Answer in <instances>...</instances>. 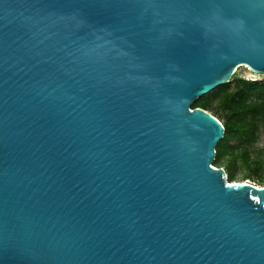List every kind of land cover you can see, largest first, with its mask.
<instances>
[{"label":"water","instance_id":"95a60500","mask_svg":"<svg viewBox=\"0 0 264 264\" xmlns=\"http://www.w3.org/2000/svg\"><path fill=\"white\" fill-rule=\"evenodd\" d=\"M244 63L264 0H0V264H264L193 106Z\"/></svg>","mask_w":264,"mask_h":264},{"label":"trees","instance_id":"16d2710c","mask_svg":"<svg viewBox=\"0 0 264 264\" xmlns=\"http://www.w3.org/2000/svg\"><path fill=\"white\" fill-rule=\"evenodd\" d=\"M231 80L210 91L207 95L210 101H205L204 96L193 104L213 109L212 113L217 117H220L217 113L225 116L222 119L225 132L216 146L214 161L222 160L229 150L256 140L257 129L260 125L264 127V79L245 80L234 90L231 89ZM247 155L245 151L239 153L245 161L249 159ZM226 171L229 180L233 181L231 165Z\"/></svg>","mask_w":264,"mask_h":264},{"label":"rangeland","instance_id":"374dc122","mask_svg":"<svg viewBox=\"0 0 264 264\" xmlns=\"http://www.w3.org/2000/svg\"><path fill=\"white\" fill-rule=\"evenodd\" d=\"M231 79V89L234 90L245 80L264 79V73L254 72L250 67L243 64L237 67ZM207 95H209V93L200 98L205 96L204 100L210 101ZM207 110L211 113L214 112L213 109ZM217 115L220 116L219 118L221 121L225 118L224 115H219L218 113ZM232 150H229L222 160L213 161V165L222 166L226 170L231 165L234 170L233 181H249L264 185V127L260 125L257 129L256 140L245 143L242 146H237ZM242 151L248 153V161L243 160L242 157L239 156V153Z\"/></svg>","mask_w":264,"mask_h":264},{"label":"bare ground","instance_id":"6f19581e","mask_svg":"<svg viewBox=\"0 0 264 264\" xmlns=\"http://www.w3.org/2000/svg\"><path fill=\"white\" fill-rule=\"evenodd\" d=\"M245 65H247L248 67H250L248 64L244 63ZM251 68V67H250ZM252 69V68H251Z\"/></svg>","mask_w":264,"mask_h":264}]
</instances>
